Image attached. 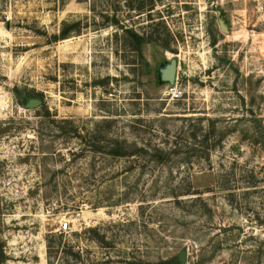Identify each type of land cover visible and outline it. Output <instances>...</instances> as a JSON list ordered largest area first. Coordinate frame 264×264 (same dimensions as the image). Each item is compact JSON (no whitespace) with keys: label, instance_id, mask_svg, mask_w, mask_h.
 <instances>
[{"label":"rangeland","instance_id":"1","mask_svg":"<svg viewBox=\"0 0 264 264\" xmlns=\"http://www.w3.org/2000/svg\"><path fill=\"white\" fill-rule=\"evenodd\" d=\"M0 93V264H264V0H0Z\"/></svg>","mask_w":264,"mask_h":264},{"label":"water","instance_id":"2","mask_svg":"<svg viewBox=\"0 0 264 264\" xmlns=\"http://www.w3.org/2000/svg\"><path fill=\"white\" fill-rule=\"evenodd\" d=\"M219 24L224 32H229L228 26L224 19L220 16L221 11H218ZM178 61L176 58L171 60L161 61L155 68L156 82L158 85L162 84H174L177 77ZM43 102V97L28 96L25 100L24 106L28 109H34L39 107ZM188 252L183 249L179 252L177 261L179 264H186Z\"/></svg>","mask_w":264,"mask_h":264},{"label":"trees","instance_id":"3","mask_svg":"<svg viewBox=\"0 0 264 264\" xmlns=\"http://www.w3.org/2000/svg\"><path fill=\"white\" fill-rule=\"evenodd\" d=\"M114 22L116 24H119L118 20L117 19H114ZM126 31V35L128 36L129 39H131L132 41L136 42L138 45H141L143 42H145L146 40V37L145 35H142L138 32H135L133 29H131L130 27H127V29H125ZM62 35H67V31L65 30ZM126 150V149H125ZM124 148L122 147V149H117V152L116 154L119 155V156H126V155H129V153L127 151H125ZM162 153H160L159 158L160 160L163 158L161 156ZM91 231L95 232L96 235H99L96 231V229H90Z\"/></svg>","mask_w":264,"mask_h":264},{"label":"built area","instance_id":"4","mask_svg":"<svg viewBox=\"0 0 264 264\" xmlns=\"http://www.w3.org/2000/svg\"><path fill=\"white\" fill-rule=\"evenodd\" d=\"M14 109H17L18 111L28 110V108H26L24 105L15 103V101L7 94L0 93V113H7ZM67 227L68 223L63 225L64 229H66Z\"/></svg>","mask_w":264,"mask_h":264},{"label":"flooded vegetation","instance_id":"5","mask_svg":"<svg viewBox=\"0 0 264 264\" xmlns=\"http://www.w3.org/2000/svg\"><path fill=\"white\" fill-rule=\"evenodd\" d=\"M135 32H137V31H135Z\"/></svg>","mask_w":264,"mask_h":264}]
</instances>
